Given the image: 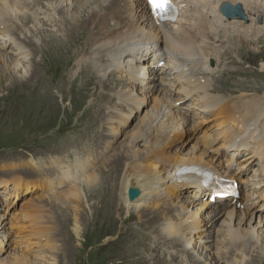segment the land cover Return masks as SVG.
<instances>
[{
	"label": "bare ground",
	"instance_id": "obj_1",
	"mask_svg": "<svg viewBox=\"0 0 264 264\" xmlns=\"http://www.w3.org/2000/svg\"><path fill=\"white\" fill-rule=\"evenodd\" d=\"M28 1L0 0V77L5 75V72L10 73V71L15 72V74L22 73L21 76L12 79L11 87L15 85L23 88L30 86L29 89L33 87L31 97L40 108L44 104L53 101L48 91L51 84L56 85L59 90L64 84L68 83L71 87L70 91H72L69 96L70 102H72V95L75 93H80L83 96V104L86 98H92L90 103L85 104V110L81 114L87 117L89 121L85 123V131L77 127L82 140L75 141L72 145L74 147L90 142V147L85 148L86 151L79 149L80 153L89 155L86 157L82 155L81 158L79 157L81 161H75L73 165L61 158H59L60 163L58 161L52 163V165L58 164V170L60 171V177L54 184L67 183L70 186L66 192L59 195V197H62V203L65 206L59 202H52L59 198L53 196L54 194L44 196L47 201L52 202L51 205L59 203L67 208L72 201L76 203L80 201L89 202L87 198L90 195L88 194L95 187V183L99 181L97 167L102 170L106 167L104 164L110 159H105L100 163L102 156H96L97 145L104 138L95 128L100 118L102 102L110 96V91L122 88L125 82L131 85V90L116 95V97H119L117 100H119L121 107L124 105L126 109H130L129 106L135 102L137 108L140 107L141 103H146L147 98L156 91L155 84L158 87L159 84L162 85L164 80L159 79V84L153 81L148 82L145 80L144 75L147 76V73L152 75L153 66L162 61L167 62H164L163 73L168 71L171 75H174L177 79L173 83L183 87V92L188 91L187 96H197V102L202 104L199 111L204 114H211L215 118V127L218 129L215 138L210 135L204 136L203 139L194 138L196 147H192L193 150L189 154H182L179 149H175L172 153V150H170L171 144L180 133H183L185 123H187L186 114L189 113H181V110L175 105L176 100L167 94L163 95L166 99H162L163 102L161 101L156 106L155 111H147L145 108H141L140 112L144 116L142 126L135 132L136 135L130 136L126 145L110 159L114 165L112 169L117 174L116 178L111 180L114 189L117 191L116 201H114L115 206L105 208V205H103V207H100L101 209H97L95 206H99L100 202L95 201L88 208L90 211L88 216L77 206H72L71 208L75 212L74 216L78 217L74 223V235L79 237L83 234L82 228L79 229L77 223L81 227L86 220H90V217L98 220L104 218L103 216L106 213L111 216L113 211H116L118 202H120L123 205L122 208L134 215L137 222L146 216L147 220L142 223L146 228L152 227L159 220H162L157 226L159 227L158 244L166 243V247L170 249L180 246L185 252L183 253L181 250L183 254L190 252L191 255L195 250V245L198 246L197 250L201 249V251L206 252L211 247L207 243L213 233V224L221 217V213H219L221 207L226 205L227 201H232L235 192H238V194L241 192L243 199L240 203L241 211L239 212L234 208L228 210L226 220H223V224L226 223L228 226L224 238L229 237L228 241L234 247H231V249L221 247V250H215L211 255L205 256L208 257L207 264H237L236 256L247 255L246 250L251 251L250 255L255 254L244 264H263L264 236L261 234L262 231H259L260 234H258L250 226L244 231H241L240 228L233 229L231 220L238 215L241 218L249 216L253 204L259 202L263 203L257 209H262V215L264 216V96H259L261 92H264V57L251 58L253 57L252 52L245 51L241 47L242 43L253 44L255 40L263 43L264 35L258 36L260 32L255 28L251 32H246L242 26L238 27L239 30L231 31V33H236L231 41H235L233 38H237L232 50L235 57L237 56L236 59L230 55L228 48L223 52H217L213 44L210 43L214 30L208 23L207 15L219 14V6L223 2L236 6L241 5L246 11L245 16L247 17L264 15V3L261 4V0H170L177 8V17L174 21L162 23L156 19L149 0H139L141 18L135 17L136 11L135 13L129 12V8L133 6L132 0H129L131 2L127 0H101L89 15H87L88 13L85 14L84 18L83 16L75 18H73L74 16H69V18L67 15L62 16L64 14H59V12L63 11L64 5H68V8H70L72 2L70 0H56L59 4V8L55 10L58 16L57 33L59 35L39 28L36 30V34L40 37V43L35 44L29 38H21L19 35V30L23 25L28 24L31 17L21 22L18 16L24 11H30L32 17L37 15L30 8L37 4ZM135 1L138 2V0ZM77 2L78 6H86L88 0H78ZM182 4L184 5L183 8ZM184 10L190 15L184 20V23H180L181 12ZM71 11L67 13L70 14ZM59 15L61 16L59 17ZM238 20L242 19L231 20L230 24L234 26L232 29L237 27ZM108 21H114L115 26L113 27L118 28L115 31H109ZM71 40H74V43L70 51L74 47L76 49L73 53L65 54L71 45ZM54 44L61 48L56 47ZM45 48L48 50L46 65L41 70L42 72L38 73L39 62L42 60L41 58H44V55L40 52ZM111 50L115 51L114 54L117 51L116 55L118 57L108 55ZM58 52L59 55L57 56ZM88 52L89 56L85 57ZM37 54L40 57L35 60ZM100 54H104L105 58L97 66V72L98 77L104 81L95 82L96 72L94 70V73L90 72L89 65H94ZM243 54L251 62L245 61L241 57ZM212 59H216L220 65H223L222 70L216 75L211 74L214 70L213 66H210V63L213 62ZM144 60L145 64L141 65L140 63ZM147 60L150 62L147 63ZM258 63H261V72L255 70ZM75 64L80 69L74 78H69L68 74L75 67ZM199 64L200 69L197 68ZM49 65L55 68L52 70L45 69ZM109 68L113 70L108 73L105 72ZM113 73H119L122 80H115ZM73 87L76 88L72 89ZM136 92L141 93L143 101L140 103ZM231 96L238 97L231 99ZM23 97L24 94L22 95V106H19L23 109L22 113L29 112L36 116L35 112L40 108L25 110ZM63 97L61 96V98ZM155 104H158L157 100H154ZM65 108V105L61 108L64 111V116L72 113H66ZM201 120L203 119L198 118L196 122ZM123 125L124 121H120L115 122V128L110 126L109 131L113 141L119 136L118 129L121 130ZM57 135L58 132L52 135L50 140L53 141V144L46 147V149L30 151L29 147L26 150L32 156L38 155L37 151L44 153L63 151L58 147L52 149L54 138ZM109 143L105 142L104 144L109 145ZM93 144H95V147L92 146ZM212 148L223 149L231 155L227 162L231 160L236 162L232 157L241 155L240 162L242 163H240L239 169L244 168V164L247 167V164L256 158L258 162L257 169L254 172H258L254 174L257 178L256 183L251 185L250 182L240 180L239 176L244 175L246 170L242 172L233 170L232 173L228 169H225V171L219 158L213 154ZM55 158L49 159L50 161L47 163L42 161L31 162L34 168L32 172L47 178L52 175L55 177L59 173L56 167L51 165ZM236 165L239 164L236 163ZM38 166L39 168H37ZM37 169L38 171H36ZM196 169L212 175L210 186L207 187L205 179L195 176L191 172L188 173L190 170ZM216 178L223 179V188L215 189V187H212L214 185L213 180H215V184L217 183ZM43 181L44 185H39L41 189L50 188L53 184L50 181L48 182V179H43ZM117 183L120 184L118 189L116 187L118 186ZM237 183L239 187L235 188ZM82 184L85 186L84 191H82ZM42 186H45V188H42ZM257 186L259 189H263L259 197H257V191L255 190ZM27 189H29L28 184H20L14 188L17 193ZM184 189L189 193L187 196L188 206H195L197 200L204 197V195L209 196L207 202H204L194 211L172 205L171 201L180 203L177 193L180 194L185 191ZM93 191L95 190L93 189ZM213 197L217 198L214 201L215 203ZM208 204L210 206H207ZM168 208L170 212L166 214ZM22 209L28 210L27 208ZM117 211H119V208ZM199 211L203 212L199 214ZM204 214H206V217ZM260 215L256 224L259 230L264 227V219ZM7 216L0 215V232L5 230ZM25 216L26 214L23 213L20 220H24ZM39 218L41 219L40 216ZM41 222H39L38 228L43 230L45 224H42V226ZM30 227L32 228V226ZM20 229L23 228L20 227ZM153 236L150 234L152 241H146L144 245L153 243L154 239L157 238ZM43 238L42 248H52L49 245L51 242L47 231L43 233ZM221 239L218 241H222ZM218 241L216 240L215 243L217 244ZM150 249L155 251L156 246H150ZM153 254L155 253L153 252ZM222 254L225 256L222 257ZM237 254L241 255L238 256ZM20 256V259L15 256L13 261L8 262V264H27L25 255L21 254ZM168 257L170 258L168 264H172L177 259L178 253L174 254L173 258L172 255H168ZM37 259L43 260L41 253L34 255V260ZM192 259L200 262L199 258L192 257ZM171 260L172 263H170ZM238 264H240V261Z\"/></svg>",
	"mask_w": 264,
	"mask_h": 264
},
{
	"label": "rangeland",
	"instance_id": "obj_2",
	"mask_svg": "<svg viewBox=\"0 0 264 264\" xmlns=\"http://www.w3.org/2000/svg\"><path fill=\"white\" fill-rule=\"evenodd\" d=\"M77 1L78 0H70V2H72L71 7L69 6L70 8H68V5H64L63 11H60L61 13L59 12V14H64L62 16L67 15L68 18L69 16H74L73 18L83 16L84 18L85 14L88 13L87 15H89L91 10L95 9L96 6L101 2V0H88L86 6L79 5V7ZM127 1L131 2L129 0ZM28 2H35L34 4H37L34 7H30L31 10L35 11L37 15L35 17L33 16V19L30 11H24V13L18 16L19 21L21 22L31 17L28 24L26 26L23 25V27L19 30L20 37L29 38L33 43L39 44L40 37L36 34V30L39 28H43L50 31L51 33L59 35V33H57V27L59 26V23L57 22L58 16L55 12V10L59 8L58 2L56 0H29ZM132 2L133 6L129 8V12L135 13L136 11L135 17L141 18V13L139 12L140 1L138 0V2H136L135 0H132ZM135 2L136 4H134ZM262 3H264L263 0H261V4ZM183 7L184 5L182 4V8ZM240 8L243 14V19L238 20L239 23L236 25L237 27L235 29H232L234 26L230 24L231 21H227L220 14L207 15L208 23L214 30L212 32L213 36L210 43L213 44L217 52H223L228 48V50L230 51L229 53H231L230 55L236 59L237 56L235 57L232 50L235 46L237 38H233V40L235 41H231V38L236 36V33H231V31L236 29L239 30L238 27L242 26L246 30V32H251L255 28L260 32V35L258 36L264 35V15L260 14L247 17L245 16L246 11L241 5ZM70 11L71 13L68 14L67 12ZM181 13L182 17L180 19V23H184V20H186L190 14L185 10ZM60 16L61 15H59V17ZM108 22L110 29L109 31H115V29L118 28L113 27L115 26L114 21ZM73 43L74 40H71V45L65 54L71 52L73 53L75 51V47L72 49V51H70ZM241 47L244 48L245 51L249 50L250 52H252L253 57L251 58L256 57L255 59H259L264 57V42L260 43L255 40L253 44L242 43ZM46 50L47 49L45 48L40 52V54L44 55V58H41L42 60L39 62L38 73H41V70L46 65V54H48V50L45 53ZM114 52L115 51L111 50L110 52H108V55L118 57V55H116L117 51L115 54ZM56 55L58 56L59 52ZM88 56L89 52L85 54V57ZM39 57V54H37L34 59L38 60ZM241 57L245 61L251 62V60H248L246 58V55L243 54ZM104 58V54H100L98 55L95 64L89 65V71L93 72L94 70V72H96L95 82H100L103 80L102 78L98 77L99 74L97 72V66L99 65V63H102ZM212 61L213 62L210 63V66H213L214 70L211 72V74L213 73L216 75V73L222 70L223 65H220L216 61V59H212ZM149 62L150 61L147 60V63ZM164 62L166 61H162L156 66H153L152 75L148 73L147 76L146 74L144 75L145 80H147L148 82L153 81L159 84V79H163L164 81L162 82V85L159 84L158 87L157 84H155V93L147 98L146 103H141L140 107L136 108L135 102L132 103L131 106H129L130 109H126L124 105L123 107H121V105L119 104V100H117V98L119 97H116V95L130 92L131 90V85L126 84L125 82L122 88H117L110 91V96H108L107 99L102 102L100 118L95 125L96 130H98V132L104 137L98 143V150L96 151L97 157L102 156L100 163L105 159H111L113 155H116L126 145V142L130 136L136 135L135 132L139 129L140 126H142L143 123L144 116L143 113L140 112L141 108H145V110L147 111H155L156 106H158L161 101L163 102V100L166 99L165 97H163L164 94L171 95V98L176 100L175 105L178 107V109L181 110V113H189L186 114L187 123H185L183 133H180L177 139L174 140L171 144L172 147L170 150H172V153L175 151V149H179L182 154H189L193 150V148L196 147L194 138L203 139L204 136L207 135H210L212 138H215V136H217L218 129L215 127V118L211 114H204L199 111L202 104L200 102H197V96H187V94H189L188 91L183 92V87H180L176 83H173L177 79L174 75H171V73H169L168 71H166V73H163L162 68ZM140 64H145V60ZM260 64L261 63H258V65L255 66V70L257 72L262 71ZM54 68L55 67L49 65L45 69L52 70ZM197 68L200 69V64L197 65ZM79 69L80 67L75 64V67L68 74L69 78H74ZM110 70L113 69L109 68L105 72L108 73L110 72ZM113 74L115 76V80H122L119 73ZM21 75L22 73L15 74V72L10 71V73L5 72V75L0 77V215H8L7 220L5 221V230L0 232V264H8V262H12L15 256L20 259L21 254L25 255L27 264H168V259H170L168 255H172L173 258V255L176 253H178V257L174 263H172V260L170 261V263L172 264H207L208 257L205 256L211 255V253H213L215 250H221V247L230 249L231 247H234L232 246L233 244L228 241L229 237L224 238L225 231L228 226L226 223L223 224V220H226V213L229 212L228 210H232L234 208L239 212L241 211L242 208L240 203L243 201L241 192L239 194L238 192H235L232 201H227V204L221 207V212H219L221 213V217H219L212 226L213 233L209 242L207 243V245H211V247L206 251L207 253L205 251H201V249L197 250L198 246L196 245L195 250L190 255V252H188L187 254H183L185 252L180 246L175 249H170L166 247V243L158 244L159 227L157 226L162 222V220H159L158 223L154 224V226H149V228H146L142 223L147 220V217L144 216L140 219V221L137 222L135 216L131 213L126 212V210L122 208L123 205L120 204V202H118L119 204L116 208V211L119 208V211H117L118 214L116 211H113V214H111V216L110 214L106 213L103 216L104 218L98 220L92 219L90 217V220H86V222L81 227L79 223H77L79 229L82 228L83 234L79 237H76L74 235V223L76 222L78 217L74 216L75 212L71 207L77 206L88 216L90 214L88 208L91 207L93 202H100L99 206H95V208L97 209H101L100 207H103V205H105V208H112L115 206L114 201H116L117 195V191L114 189L115 187L113 186V182L111 181L116 178L117 174L112 169L114 168V165L111 163L112 160L110 161V159L104 164V166L106 167L102 170L97 167L99 181L98 183H95V187L93 188L95 191H93L92 189L90 191L91 193L88 194L90 195V197L87 198L89 200V202L87 203L83 201H80L78 203L72 201L70 203V206L65 208V205L62 203V197H59V195L63 192H66L70 184H54L60 177L58 164L52 165L54 161H58L60 163L61 160L59 158H61L65 160V162L68 161L70 165H73L75 161H81L79 157L81 158L82 155H85V157L89 155L80 153L81 151H79V149H84V151H86L85 148L90 147V142L83 143V145L81 144L74 147H72V145L75 141L82 140L77 127L81 128L80 130L85 131V123L89 121L87 120V117L82 116L81 114L85 110V104L90 103L92 98H86L83 104V96L80 93H75L72 95V102H70L71 99L69 96L72 91H70L71 87L68 83L64 84L61 88H59V90L56 88V85L51 84L48 88V91L53 101L44 104L40 108L37 106V102L31 97L33 87H31L30 89V86H27L26 88L18 87L19 85L11 87L13 83L12 79H16ZM180 82H182V80H180ZM182 83L185 84V82ZM74 88L76 87H73L72 89ZM23 94V106L25 110L40 108L37 112H35L36 116L29 112H27L26 114L22 113L23 109L19 106H22L21 101ZM136 94L139 98V103L142 102L143 100L141 93L136 92ZM61 96H66V98H61ZM259 96H264V92H261ZM234 97L237 98L238 96H231V99H233ZM154 100H157L158 104L154 105ZM64 105L66 107V113H72L65 114L64 116V111L61 110ZM50 111H52V113H50ZM109 118L110 120L107 121V119ZM198 118H202L203 120L196 122ZM120 121H124V125L121 127V130L117 128L119 131V136L113 141L110 135L109 128L110 126L114 127L115 122ZM55 132H58V135L56 138H54V147L52 149H56L58 147L63 151H56L52 153L37 151L39 154L32 156L26 150L29 147L30 151H35L38 149L42 150L44 148L46 149V147L53 144V141L50 139ZM105 142L110 143L108 145L104 144ZM92 146L95 147V144H93ZM212 149L215 157H218L219 161L222 163V167L224 168V170L228 169V171L231 173L233 172V170H237L239 172L246 170V173L244 175L239 176L241 178L240 180H243V182H250L251 185H253L252 183H256L257 178H255L256 176H254V174L258 173H254L257 169L258 164L256 158H254L249 164H247V167L244 164V168L239 169L240 163H242L240 162L242 158L241 155H239L238 157H232V159L236 162H232V160L230 162H227V160L230 159L231 155H229L226 151H223V149ZM53 157H58L51 162V165L55 166L59 172L57 175H55V177L54 175H52L50 176V178H47L38 174H34L32 172V169L34 168L31 162L42 161L43 163H47L48 161H50L49 159ZM236 163L239 165H236ZM37 168H39V166ZM36 171H38V169ZM43 179H48V182L50 181L51 183H53L52 186L50 188H45V186H42V188L45 189H41L39 185H44ZM216 179L217 186L222 187L224 183L223 179ZM20 184H28L29 189L22 190V192L19 191V193H17L14 188L15 186H18ZM117 185L118 186L116 187L118 189L120 184L117 183ZM81 187L82 191H84V184H82ZM237 187H239L238 183L236 184L235 188ZM256 188L257 189L255 190L257 191V197H259L263 189H259L258 186ZM184 190L185 191H182L180 194L177 193L180 203L171 201L170 203L172 205L181 207L186 210L194 211L198 209L200 205L204 204V202L206 203L209 197L207 195H204V197L197 200L195 206L191 207L187 205V196L189 195V193L186 189ZM46 195L59 197L57 200H53L52 202H59L64 206L59 203H56V205H51L52 202L47 201L46 197H44ZM209 199L211 200V198ZM212 199L214 202L217 198L213 197ZM262 203L263 202L253 204V208L251 209V212H249V216L247 215L245 218H241V216L239 215L236 218L233 217V219L231 220V227H233V229L240 228L241 231H244L250 226L254 228L255 231L258 232V234H260L259 231H262L261 234L264 236V227L259 230V228H257L256 226L259 214H263L262 209H257ZM207 206L210 205L208 204ZM22 208H27L28 210H23ZM169 212L170 209L168 208L166 210V214ZM202 212L203 211H199V214H201ZM23 213L26 214V216L24 220H20ZM261 215L260 217L264 219V216ZM39 216L41 217V219L39 218ZM204 216L206 217V214H204ZM13 218L17 220L15 221ZM39 222H41V225L45 224V229L42 230L38 228ZM30 226H32V228ZM20 227L23 229H20ZM45 231H47L48 233L49 240L51 242L49 243V245L52 246V248H42V245L44 243L43 233ZM150 234L154 235L153 237L157 238L154 239L153 243L144 245V242L152 241L150 239ZM220 239L222 240L220 241L221 243L218 241ZM216 240L218 241L217 244L215 243ZM150 246H156V250L152 251L150 249ZM181 250L183 253L181 252ZM153 252L155 254H153ZM172 252L174 253L172 254ZM246 252L247 255L244 254L243 256L241 254H237L238 256L241 255L239 257L236 256L235 258L237 259V264L239 261L240 264H244L245 262L250 260L251 256L255 254L252 253L250 255L251 251L247 250ZM40 253L41 256H43V260H34V255ZM224 256L225 255L222 254V257ZM192 257H195V259L199 258L200 262H196V260H193Z\"/></svg>",
	"mask_w": 264,
	"mask_h": 264
},
{
	"label": "water",
	"instance_id": "obj_3",
	"mask_svg": "<svg viewBox=\"0 0 264 264\" xmlns=\"http://www.w3.org/2000/svg\"><path fill=\"white\" fill-rule=\"evenodd\" d=\"M221 15H223L227 20H231L232 18L238 17L239 19H243V14L240 6H231L230 4H222L220 9Z\"/></svg>",
	"mask_w": 264,
	"mask_h": 264
},
{
	"label": "snow or ice",
	"instance_id": "obj_4",
	"mask_svg": "<svg viewBox=\"0 0 264 264\" xmlns=\"http://www.w3.org/2000/svg\"><path fill=\"white\" fill-rule=\"evenodd\" d=\"M149 3L152 5L154 12L164 10L167 6V0H163V3L160 0H149Z\"/></svg>",
	"mask_w": 264,
	"mask_h": 264
}]
</instances>
